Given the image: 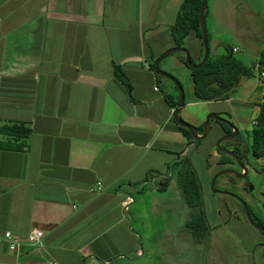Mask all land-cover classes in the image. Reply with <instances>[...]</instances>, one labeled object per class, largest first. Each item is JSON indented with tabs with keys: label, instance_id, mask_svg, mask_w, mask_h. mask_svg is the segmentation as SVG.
Instances as JSON below:
<instances>
[{
	"label": "crops",
	"instance_id": "obj_1",
	"mask_svg": "<svg viewBox=\"0 0 264 264\" xmlns=\"http://www.w3.org/2000/svg\"><path fill=\"white\" fill-rule=\"evenodd\" d=\"M182 2L0 0V127L32 128L17 140L0 131V143L16 146L0 147V234H45L42 248L10 251L0 243V264H149L161 255L156 264H187L181 254L190 253V235L169 238L166 230L159 242L151 232L149 241L134 228L141 212L132 210V187L142 193L141 183L169 174L170 163L192 147L166 98L176 96L173 89L163 88L152 68L177 46L171 29ZM188 43L199 61L200 39L192 33ZM243 101L233 108H260ZM216 102L197 101L192 86L181 116L200 128L219 112ZM237 223L220 225V249L233 258L214 264H264V252L256 258L264 250L260 235Z\"/></svg>",
	"mask_w": 264,
	"mask_h": 264
},
{
	"label": "rangeland",
	"instance_id": "obj_2",
	"mask_svg": "<svg viewBox=\"0 0 264 264\" xmlns=\"http://www.w3.org/2000/svg\"><path fill=\"white\" fill-rule=\"evenodd\" d=\"M208 4L206 19L211 52L215 53L218 50L219 54H228L236 47L238 50L232 52L234 57L244 62L251 69V74L241 76L240 82L232 92L233 96L231 98L234 99V102L232 103L228 99L219 100L215 105L219 111L215 113L224 114L237 124L239 129L238 140L244 144L245 151L247 150V159L250 162L249 176L246 180H242L231 175H223L218 179L216 189L229 191L243 197L248 203L251 213L257 219H262L264 224V157L257 159L252 154V128L257 116L255 114H258L259 109L256 108L253 112H246L242 109L243 106H240L241 108L237 110L233 108L234 103L243 105V100H250L258 105L264 102V80L257 78L255 69L256 59L261 56L264 49V0H208ZM185 44H187V39ZM192 46L191 43L185 45L190 50L191 57L194 54V47ZM173 47L175 48V46H171L165 49L163 53ZM183 58H185L184 53H175L163 61L161 68H168L169 73L182 82L185 89V99L188 101L193 80L187 66L185 64L179 65V61ZM192 60L194 63L201 61H198L195 56L192 57ZM160 85L165 89L168 85L173 89L176 96L179 94L174 85L165 78L160 79ZM199 131L203 132L202 129H199ZM221 132V123L214 121L210 134L202 141V144L191 158L200 181L202 208L210 228L208 241L205 239L206 233L197 235L190 229L194 214L197 211L194 212L187 204L183 191L179 186L176 175L178 165H174L173 172H175V176L170 179L171 181L165 185V188L163 185L161 186L162 183L159 181V175L157 174L146 180L149 181L147 184H145L146 181L141 183L142 186H147L142 193H136L137 190L132 189V193L138 198V205L134 206L132 210L135 211L136 215L141 212L142 218L140 221H136L134 228L149 237V241L154 236L151 232L155 234V238L159 242L165 241L164 233L166 230L173 231L170 232L172 235L168 236L169 238L174 236L176 238H186L190 235V253L187 251L188 249L183 248L182 250H185L181 254V258H185L187 264H214L215 260L219 261L223 257L233 258V255L226 256L220 249L219 244L225 242L220 234L223 231V229H220V225H227L231 228L237 225L239 220L249 223L243 208L235 198L223 193H215L211 187L212 180L219 171L228 168L238 169L237 164L230 163V156L221 154L216 150L212 153L216 143L222 136ZM226 143L224 142V145ZM211 153L212 155L209 157ZM151 180L152 182L155 181L157 185L151 183ZM248 183L253 186V191L245 187V184ZM149 189L152 190V194H150ZM132 198L135 199L134 196ZM144 226L151 229L149 234L145 232ZM251 227L260 235V241L264 242V232L252 225ZM199 236H201V241L195 239ZM231 241L234 240L231 239ZM263 252L262 248L257 250L256 258L258 260L262 258ZM147 256H149L148 250ZM160 258L162 260L163 256H153V260L149 264L160 262Z\"/></svg>",
	"mask_w": 264,
	"mask_h": 264
},
{
	"label": "trees",
	"instance_id": "obj_3",
	"mask_svg": "<svg viewBox=\"0 0 264 264\" xmlns=\"http://www.w3.org/2000/svg\"><path fill=\"white\" fill-rule=\"evenodd\" d=\"M201 4L202 0H183L177 14L176 22L171 29L177 46H185V40L192 33H195L202 43V30L200 27ZM201 52L202 59V57L204 56L203 43ZM261 53L262 54L260 58L264 60V49ZM183 61L187 68L190 70V74L193 80V95L197 101L201 102L219 101L231 98L233 96L232 92L238 85L237 80L239 79L240 82L241 76L251 74V69L244 62L236 59L232 52H229L228 54L215 55V53H212L210 49V55L207 62L200 68L189 67L186 64L185 58H183ZM152 68L155 69V63H153ZM117 73L122 81L130 85V81L123 71L120 70ZM157 77L159 78V80L161 78H164L159 75H157ZM172 84L174 85V83ZM174 87L178 91V88L175 85ZM166 98L172 107H176L178 95H166ZM259 107L260 108L254 120L252 128V152L258 158H262L264 157V102L259 104ZM178 127L189 137V139L191 140L190 144H192L193 137L191 136V133L186 128H183L179 125ZM203 128L204 124L199 129L203 130ZM0 131L8 136H13L15 140H17L19 138H28L29 134L32 132V128H30L28 125L25 126L24 123L21 122H13L10 125L0 127ZM14 142L15 141H10L6 144L0 143V147L9 146L14 148L16 147ZM8 143L9 145H7ZM201 144L202 142L199 144V146ZM211 155L212 153L209 155V157H211ZM175 165H182L180 169H177V180L180 188L183 191V195L185 196L184 198L187 204H189L194 212L197 211L196 214H194V220L192 221L193 223L190 229L193 230L197 235L206 233L205 239L206 241H208L210 236V228L205 212L202 208L201 186L196 169L193 166L192 160H190L189 158H185L180 162H176ZM174 176L175 172L173 173L172 178ZM166 184L167 183L164 182L163 187H165ZM254 218L259 224L264 225L262 219H257L255 216ZM200 238L201 236L195 239L201 241Z\"/></svg>",
	"mask_w": 264,
	"mask_h": 264
},
{
	"label": "water",
	"instance_id": "obj_4",
	"mask_svg": "<svg viewBox=\"0 0 264 264\" xmlns=\"http://www.w3.org/2000/svg\"><path fill=\"white\" fill-rule=\"evenodd\" d=\"M209 4H208V0H202V4H201V8H200V27L202 30V43L204 46V56L203 59L199 62V63H194L191 57V52L188 48H186L185 46H175V48H171L166 50L163 54H161L155 61V73L161 77H164L166 79H168L169 81H171L172 83H174V85L178 88V100L176 103V107L173 110L172 116L174 121L177 123V125L186 128L190 133L191 136L193 137V143H192V147L190 148L189 151L185 152L184 154L181 155V157L175 159L174 161H172L170 163V172L169 174H162V173H158L159 175V180H167L169 178L172 177L173 175V167H174V163L176 162H180L185 158H189L191 160V158L193 157L195 151L197 150L199 144L205 140L208 135L211 132L212 129V120H216V121H225V119L223 117H221L220 115H218L215 112H211L207 115L206 119H205V124H204V128H203V132L200 133L199 128L193 124V123H189L188 121L184 120L183 117L181 116V112L183 107L185 106V89L184 86L182 84V82L177 79L175 76H173L172 74H170L167 71H164L161 68V63L167 59L169 56L178 53V52H182L185 54V60H186V64L191 67V68H200L202 67L208 60L209 55H210V47H209V29H208V25H207V19H206V12L208 10ZM233 52V51H232ZM233 54V53H232ZM241 76V73H240ZM237 83H239V79L237 80ZM228 124H230V122L226 121ZM235 135V133L228 135V136H223L221 137L218 142H217V146L218 149L220 151H222L223 153H226L229 156H233L235 159H237V161L239 162V164L241 165V167H243V163L241 161V159L238 157V155H236L235 153H232L230 150L224 148L222 146V142L229 140L231 138H233ZM244 168V167H243ZM246 171L247 168H245ZM223 175H237L239 176V178H244L247 176V174H240L237 171H234L232 169H222L221 171H219L213 178L212 183H211V187L213 189V191L215 193H223L224 195H230L233 198L242 200L239 196L229 192V191H221L216 189V183L218 181V179L223 176ZM149 181H146V183H148ZM151 183H153L155 186L157 185V183L154 181ZM163 184H161L162 186ZM142 188V187H141ZM132 189L134 191L135 187H132ZM253 186H250V191H253ZM130 194V193H129ZM243 206L245 209V213H246V217L248 222L256 229L264 232V225L259 224L254 216L252 215L248 204L243 201Z\"/></svg>",
	"mask_w": 264,
	"mask_h": 264
},
{
	"label": "flooded vegetation",
	"instance_id": "obj_5",
	"mask_svg": "<svg viewBox=\"0 0 264 264\" xmlns=\"http://www.w3.org/2000/svg\"><path fill=\"white\" fill-rule=\"evenodd\" d=\"M218 115H220L221 117H223L225 119V121H216V120H212V123L214 121L216 122H219L221 123L222 125V136H228V135H231L233 133H235L236 136H234L233 138L229 139V140H226V141H223L222 142V146L228 150H230L232 153H235L236 155H238V157L241 159L242 163H243V167H241V165L239 164V162L237 161V159H235L233 156H230L231 157V161L230 163H233V164H237L238 165V169H234V171H237L239 172L240 174H247L246 177L244 178H239V176L237 175H231L232 177H237L239 179H242V180H246L249 176V164L250 162L248 161L247 159V150L245 151V148H244V144L239 141L238 137H239V129L237 127V124L236 122H234L232 119H230L229 117L225 116L224 114H220V113H217ZM226 121L230 122V124H228ZM204 124H205V121H204ZM202 133V132H200ZM224 142H227L225 145H224ZM218 151L220 152L221 154H226V153H223L222 151H220L218 149V146H217V143H216V146H215V149L214 151ZM249 151V150H248ZM253 154V152H252ZM227 155V154H226ZM229 156V155H228ZM253 156L257 159H259L257 156H255L253 154ZM245 168H247L248 171L245 170ZM229 169V168H228ZM232 169V170H233ZM250 184H245V187L250 190ZM239 196V195H238ZM242 200H239V199H236L238 202H239V205L243 208V211L245 212V209H244V206H243V201L246 202V200L239 196ZM247 203V202H246ZM248 204V203H247ZM246 214V213H245ZM253 215V214H252Z\"/></svg>",
	"mask_w": 264,
	"mask_h": 264
},
{
	"label": "built area",
	"instance_id": "obj_6",
	"mask_svg": "<svg viewBox=\"0 0 264 264\" xmlns=\"http://www.w3.org/2000/svg\"><path fill=\"white\" fill-rule=\"evenodd\" d=\"M238 49L234 47L232 49L233 52H236ZM255 69L257 73V78L259 80H264V60L260 57L257 59L255 64ZM156 89H159L156 87ZM102 190L101 187L94 189L96 193H100ZM128 208V207H126ZM44 232L42 229L34 228L31 230L29 235L23 239L20 236H17L13 231L7 230L3 234H0V243L6 244L10 251H16L23 244L28 245L30 247L42 248L44 247Z\"/></svg>",
	"mask_w": 264,
	"mask_h": 264
}]
</instances>
